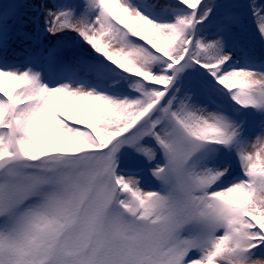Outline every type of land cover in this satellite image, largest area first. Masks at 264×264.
<instances>
[{"label": "snow or ice", "instance_id": "1", "mask_svg": "<svg viewBox=\"0 0 264 264\" xmlns=\"http://www.w3.org/2000/svg\"><path fill=\"white\" fill-rule=\"evenodd\" d=\"M21 7L0 0V264H264V0Z\"/></svg>", "mask_w": 264, "mask_h": 264}, {"label": "rangeland", "instance_id": "2", "mask_svg": "<svg viewBox=\"0 0 264 264\" xmlns=\"http://www.w3.org/2000/svg\"><path fill=\"white\" fill-rule=\"evenodd\" d=\"M3 2L22 5V7L19 9V14H20V17L26 18V17H30L31 15H33V11L28 7V5L35 3L36 0H3ZM47 2L49 4H54V3L64 2V0H47ZM256 2L260 3V0H256ZM244 24H245V29L247 32H251L255 27L253 20L250 18H246ZM23 46L24 45H21L20 43V38L14 36L12 48H14L17 52H19L21 51Z\"/></svg>", "mask_w": 264, "mask_h": 264}]
</instances>
